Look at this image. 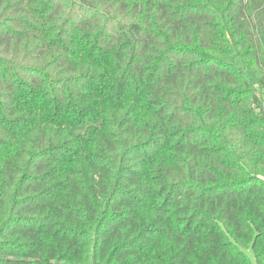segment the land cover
<instances>
[{
  "label": "trees",
  "instance_id": "1",
  "mask_svg": "<svg viewBox=\"0 0 264 264\" xmlns=\"http://www.w3.org/2000/svg\"><path fill=\"white\" fill-rule=\"evenodd\" d=\"M0 264H264V0H0Z\"/></svg>",
  "mask_w": 264,
  "mask_h": 264
}]
</instances>
